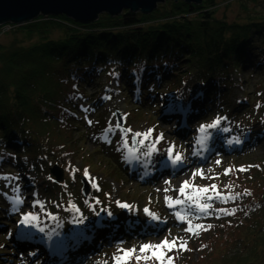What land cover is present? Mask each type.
Wrapping results in <instances>:
<instances>
[{
  "label": "trees",
  "instance_id": "obj_1",
  "mask_svg": "<svg viewBox=\"0 0 264 264\" xmlns=\"http://www.w3.org/2000/svg\"><path fill=\"white\" fill-rule=\"evenodd\" d=\"M240 1H237L239 8L243 17H247L244 22L230 23L225 15L216 16L221 5H227L226 1L202 0L200 5H194L168 0L147 15L129 11H123L117 17L101 14L96 21L87 25L60 15L38 17L34 22L13 27L22 30L30 44L28 47H18L16 44L20 41L17 40L9 45L0 43V201H5L6 215L10 217L12 210L23 208V204L16 201L25 200L20 184L33 189L31 207L38 214L41 211L34 202L38 195L46 197V200L56 196L64 198L69 195L72 185L82 187L80 176L83 173L79 169L74 170L71 157L74 153L67 149L74 143L72 130H65V126L68 127L71 122L80 121L77 112L87 99L85 90L79 85L81 83H94L100 87L103 84L99 79L110 80L116 76L125 82L126 90L132 92L133 101L141 105L145 101L151 103V97L154 100L159 98L164 108L168 107L170 97H178L176 92L187 86L188 91L180 92L187 112L191 111L192 117L204 113L201 116L205 118L207 113L215 110L206 122L220 118L214 132L221 142L230 135H234L231 140L238 143L243 140L248 129L243 130L242 123L250 117L252 110L258 109L261 114L259 124L264 127V95L253 100L247 111H244L247 106L245 102L233 104L229 100L232 84V88H235L234 75L247 67L253 72L264 70V16L253 9L264 0H248L252 2V8L246 6L245 2L240 4ZM238 17H242L241 14ZM55 29H59L57 37L52 35ZM34 36H41L39 39L42 40L32 42L30 37ZM191 77L197 82L195 87L188 84ZM160 86H164V89L169 87V92L157 93ZM104 90L102 88L101 93L82 107L87 121L102 102ZM242 111L244 113L240 114ZM98 115L85 127L100 128L102 123L96 121ZM206 122L202 121L201 124ZM196 136L198 138L199 135ZM226 143L224 147L229 150L231 147ZM160 149L151 154L162 156ZM123 151L125 154L120 170L127 175L141 173L139 161L143 168L147 159L138 157L137 160L132 151L128 154L125 149ZM237 153L241 154L242 151ZM56 165L65 170L64 181L60 184L54 183L50 176L52 166ZM240 165L232 161L227 165L231 170L229 175L206 176L205 183L198 186L202 188L215 184L222 195L235 197L240 194L237 199L227 203L213 199L217 204L211 203L214 208H210L207 215L198 213L187 200L185 206L194 217V224L203 221L202 225L206 227L209 224L204 220L216 223L225 217L232 222L233 215H226L220 210L231 212L234 209V215L250 218V225L236 234L230 231L225 241L214 231L207 237L210 230L205 227L202 231L197 229L200 254L189 264H264V159L251 166ZM242 168L245 171H239ZM31 174L35 177L31 178ZM229 185L232 187L226 188ZM90 188L87 198L81 189L73 190L77 192L75 201L78 202L73 206L71 204L68 210L59 206L62 218L59 216L52 228H48V241L54 235L60 241L62 236L65 238L63 249L68 250L69 260L81 258L86 251L81 246L77 258L70 254L72 249L68 233L73 228V234L79 235L81 229L78 230V227L91 226L93 229L87 232L90 234L87 236L100 237L117 231V238L110 239H118L124 233L141 230L149 224L141 219L140 213H126L116 204H108L96 188ZM207 195L215 196V192ZM47 203L48 207L52 206L49 201ZM17 216L21 218L19 213ZM39 219L38 223L42 225V216ZM155 228L156 224L151 223L150 229ZM219 229L223 227L212 228ZM33 237L38 241L34 252L41 251L42 237L39 238L37 233ZM77 239L81 243L84 241L77 237L72 239V243ZM218 241L224 243L214 246ZM32 242L26 246L34 245ZM232 247L235 251L230 255L228 249ZM43 264H62V260Z\"/></svg>",
  "mask_w": 264,
  "mask_h": 264
},
{
  "label": "rangeland",
  "instance_id": "obj_2",
  "mask_svg": "<svg viewBox=\"0 0 264 264\" xmlns=\"http://www.w3.org/2000/svg\"><path fill=\"white\" fill-rule=\"evenodd\" d=\"M216 1L218 3L222 1L227 2L226 6H224V4L221 5L216 14L217 17L225 15V18H227V21L230 23L239 21L244 22L247 20V17H243L244 14H242L239 8L238 0ZM243 2H245L246 6L252 8V2L241 0L240 4ZM263 2L264 1L259 2L253 9L264 16ZM240 14L242 17H238ZM13 27L18 26L10 24L0 26V43L9 45L11 41L17 40L20 42H17L16 46L28 47L30 41L26 40L24 37L25 34L22 30L18 31L17 28L14 29ZM55 30L56 31L52 33L53 37L59 35V29ZM39 37L41 36L30 37V39L32 42H37L42 40L39 39ZM184 63L186 64V61H184ZM234 76L236 77V80H234L235 88H232V84L229 100L233 104L245 102L247 106L244 111H247L253 100L264 95V70L261 72H253L251 68L247 67L246 70ZM97 80L98 79H96L95 83H97ZM99 80L103 86L97 87L94 83L79 84L83 87L87 95L84 104H87L97 93H101L102 88L105 89L102 95V102L90 115L89 120L87 121L82 114L83 112L81 109L84 106L83 104L77 112L80 121L75 120L73 123L71 122L68 127L65 126V130L69 128L72 130L70 131L72 136L71 139L74 143L71 148L68 147L67 149L72 150L74 153V155L71 156L75 164L74 170L79 169L80 173H83L80 176L82 187L80 185L79 187L72 185L73 187L71 186V188H69V195L64 198L56 196L53 199L46 200V197L38 195L34 198V202L40 209V214H38V212H33L31 207L34 197L32 192L33 189L26 187L25 184L19 185L24 193L25 197L23 198H25V200H16L19 201L20 204H23L22 209L19 211L12 210L10 217H8L6 215L7 209H5V201H0V264H33L34 259H37L39 263H41V261L44 263L57 259L53 254L58 252H53L52 249L49 250V248L52 247V242L54 246L55 241L53 239L47 241L46 238H48L50 231L48 228H52V225H54L55 220L58 219L59 216L62 218L61 206H64L68 210L71 204L73 206L74 203L78 202L75 201L78 198V195L75 196L77 192L73 190L77 191V189H81V193L83 192V195L87 198V193L89 189H91L90 187L93 189L96 188L97 192L99 191L100 196L104 197L108 204H116L126 213H140L139 216L141 219L149 224L141 230H132L129 234H123V232H121L123 235L122 237H118V239H110L117 238V231L111 232L108 236L105 235L100 237L95 235L87 236L90 235L87 234V232L93 229L91 226L86 225L85 228L78 227V230L81 229V235H74L73 228L68 233V239H71L69 245L71 247L70 249H72L70 254L77 258V254L81 252V246L85 247L86 251H84V255L81 258L70 260L68 259V250L65 251L66 255L64 259L62 258V264H115L114 257L123 256L120 251L121 249H136L135 255L143 256L139 262L133 258L129 261V264H159L155 257L151 255V251L142 254L139 249L145 244H159L165 238L169 240L180 238V242H187V250L174 249L171 252H167V257H170L171 260H166L165 264H189L194 262L200 254L198 252L200 249L198 243L199 230L197 231L195 225H202L203 221L194 224V217L187 211L189 208L185 206V203L170 207L168 200L176 201L178 199H185V197L181 196L179 193V189L185 181L198 188V186L200 187L202 185V182L203 184L205 183L206 176L216 177L217 175H224L225 170L228 169L227 165H230L232 161L241 163V165L247 164L251 166L264 159V127L259 124L261 114L257 111L258 109L252 110L253 112L251 111L250 117L242 123L243 130L248 129L245 131L243 140L238 143L236 142L237 140H231L234 135L228 134L231 137L227 138V140L224 138L223 143L219 140V135H216L214 132L216 127L208 128L204 133H201L199 129L200 125L206 126L216 121L217 117L210 123L206 122V119H208L207 117L214 113L215 110L210 114L207 113L205 118L201 116L204 113L192 117L191 111L187 112L185 103L181 101V96L183 95L180 94L183 90L188 91L186 85L184 89L176 92L178 97L176 95H173V99L170 97L167 104L168 107L164 108V104L159 98L154 100V97H151V103L145 101L141 105L133 101L132 92H128L125 82L122 79L119 80L116 76H113L110 80H106L105 78ZM189 81V86L195 87L197 85L193 77H191ZM168 88L169 87H165L164 89V86H160L157 93H168ZM260 90L262 91L259 92ZM143 92L146 93L145 90H143ZM244 111L240 114L244 113ZM96 115H98L96 121L102 123L100 128L97 129L96 126L86 128L85 124L94 120ZM202 121H205L207 124H201ZM90 125L93 124L90 123ZM117 125H119V127H117ZM107 129H111V131H107ZM127 129H131V132L126 131ZM149 130H151V135L143 146L139 143V140L142 138H136V143L133 144L134 133H147ZM91 133L93 135H91ZM197 134L199 135L198 138H196ZM124 137L128 139L127 148L124 147ZM216 140L220 142L216 143ZM225 143L227 146L230 145L229 147L231 148L229 150L224 147ZM153 145L155 151L161 148L160 151L162 150L163 152L162 156L158 157L155 154H149V147ZM118 148L119 151L117 150ZM124 149L126 154H128L131 149L137 160L138 157L147 159L145 161L144 158L142 159V161H144L143 168L141 161H139L141 173L134 172L132 173L133 175H127L126 172L120 170L123 166L122 157L125 154L123 151ZM170 149L173 150L171 157L169 155ZM239 150L242 151L241 154L237 153ZM194 151H196L195 156L193 154ZM177 154L182 157L180 162H174V157ZM217 161H220V163L217 164ZM56 166H52L50 176L53 178L54 183L60 184L64 181L65 170H63L64 168H56ZM60 169L63 172L62 176ZM143 170L145 172H143ZM85 172H87V176ZM199 172H203L204 178H201L198 174ZM194 173L197 174L194 176ZM32 177H35V175L31 174V178ZM185 193L193 197L197 195L192 187L185 189ZM47 201L51 203V207H48L49 203H47ZM212 202L216 204L217 202H208L211 208H214L213 204H211ZM100 203H102V201ZM125 204L128 207L121 206ZM18 213L19 216H21L20 219L17 216ZM178 213L180 214L179 216L177 215ZM25 216H34L37 219H30L31 223H33V227L29 229V233L18 235L17 228L23 225ZM41 216L43 219L42 225L38 223ZM232 218L234 219L232 222H229L226 217L220 219L216 223L213 222V220H204L207 225L209 224L206 227L204 226L206 229L210 230L207 233V237L214 231V233L220 234L221 239L225 241V237L228 238L230 236V231L232 234H236L238 230L247 227L251 223L250 218H242L236 215H233ZM59 221L60 220H58V222ZM174 221L176 224H174ZM151 223L156 224L155 229H150ZM189 223L193 225V231L196 233L195 235L185 230ZM218 227H223V229L212 230V228ZM202 230L203 228H201V231ZM82 231L84 232L82 233ZM35 233L39 234V238H43L41 239L42 250L37 253L39 254L37 257L34 255V249L29 248L31 246H26V244L33 240L32 244H38L37 239L33 237ZM226 233H228V236H226ZM74 236H76L75 238L81 237L84 240V244L78 239V241L73 244L72 239H75L73 238ZM215 237L218 238L219 236L215 235ZM61 239L64 240L59 241L63 249L65 238L62 236ZM87 241H93V244H88L89 242L87 243ZM224 241H218L214 246H221ZM46 244H49L46 246L48 250L45 249ZM48 251H50L48 256L55 257L53 260L45 256ZM234 251L235 249L233 247L228 249L230 255L233 254Z\"/></svg>",
  "mask_w": 264,
  "mask_h": 264
},
{
  "label": "water",
  "instance_id": "obj_3",
  "mask_svg": "<svg viewBox=\"0 0 264 264\" xmlns=\"http://www.w3.org/2000/svg\"><path fill=\"white\" fill-rule=\"evenodd\" d=\"M167 0H0V26H22L38 17L60 15L80 24H90L101 14L117 17L124 10L144 15L152 13ZM200 5L202 0H170ZM57 168V166H56ZM61 176L63 175L60 169ZM62 178V177H61ZM57 180V179H56ZM58 182V181H57Z\"/></svg>",
  "mask_w": 264,
  "mask_h": 264
},
{
  "label": "snow or ice",
  "instance_id": "obj_4",
  "mask_svg": "<svg viewBox=\"0 0 264 264\" xmlns=\"http://www.w3.org/2000/svg\"><path fill=\"white\" fill-rule=\"evenodd\" d=\"M220 123L219 119L217 121H215L214 123L210 124V125H206V126H201L200 128V132L204 133L206 132V130L208 128H215L218 124ZM117 127H119V125H117ZM109 131H111V129H109ZM126 131L131 132V129H127ZM151 135V130H149V132L147 133H134V139H133V144L136 143V138H142L139 140V143L141 144V146L144 145L145 141L148 140V138ZM124 141V147L127 148L128 147V139L126 137L123 138ZM158 142V141H157ZM131 151V149L129 150ZM155 151V147L154 145L149 147V154H151V152ZM172 149L169 150V155L171 157L172 154ZM182 160V157L177 154L174 157V162H180ZM220 161H217V164H219ZM239 171H245V169H239ZM231 172L230 169H226L224 172V175H229ZM197 173H194V176ZM201 178H204L203 172H199L198 173ZM85 175L87 176V172H85ZM192 187L193 191L197 193L196 197H193L191 195H186L185 193V189ZM232 186H226V188H231ZM209 192H215V196L213 195H207ZM179 193L181 196H184L185 199L184 200H176V201H171L168 200L169 206L172 207L176 204H183L185 203V200H187L188 202H190V206L195 207L196 211L198 213H202L207 215L211 205L208 203L209 201H212L213 199L219 200L223 203H227L229 200H235L238 198V196L240 194H237V196H231V195H222L220 193V191L218 190L217 185L212 184L210 186L207 187H202V188H196L194 185H190L187 181L184 182V184L181 186V188L179 189ZM203 194V195H202ZM167 199V198H166ZM122 207H128L126 204L125 205H121ZM220 211L224 212V214L226 215H234L235 214V210L233 209L231 212H227L224 209H221ZM178 216L180 215L179 213L177 214ZM35 220L37 219L34 216H25V222H29V220ZM196 229H201L204 228L203 225L200 224H196L195 225ZM188 233L195 235L196 233L193 231V225L191 223L188 224L187 228L185 229ZM187 242H180V238H174L172 240H169L167 238H165L163 241H161V243L156 244V245H151V244H145L142 245L139 249L140 253H148L149 251H151V255L153 257H155V259L159 262V264H165L166 260H171L170 257H167V252H171L174 249L175 250H187ZM166 250V251H165ZM123 254V256H116L114 257L115 260V264H129V261L132 260L133 258L136 259L137 262H139L143 256H136V249H128V250H120Z\"/></svg>",
  "mask_w": 264,
  "mask_h": 264
},
{
  "label": "bare ground",
  "instance_id": "obj_5",
  "mask_svg": "<svg viewBox=\"0 0 264 264\" xmlns=\"http://www.w3.org/2000/svg\"><path fill=\"white\" fill-rule=\"evenodd\" d=\"M175 117V116H174ZM176 117H177V115H176ZM176 117H175V119H176ZM33 227V223H31V221L29 220V222H25V220L23 221V225H21V226H19L18 228H17V233H18V235H23V234H27V233H29V229L30 228H32ZM41 239H43V238H41ZM41 239H40V242H41ZM47 239V241H48V238H46ZM53 240L55 241V243H54V246H53V242H52V247H50L49 248V250L50 249H52L53 250V252H58V253H54V254H56V256L55 257H57V259H55V260H53L55 257H50V256H48V253H50V251H48L47 252V254L45 255L46 257H49L50 258V260H53V261H57V260H62V258L64 259L65 258V250L64 249H62L61 248V243L59 242L60 241V239L57 237V236H53ZM92 240H94V239H92ZM89 241H87V243H88ZM93 242V241H92ZM92 242H89L88 244H91ZM93 244V243H92ZM47 245H49V244H46L45 245V249H47L48 247H46ZM37 246V244H34V246H31V247H29V248H32V249H35V247ZM40 248H42V247H40ZM48 250V249H47ZM40 251H35V253H34V255H35V257H37V255L39 256V254H37V253H39ZM52 252V251H51ZM63 252V253H62ZM60 256V257H59ZM33 264H43V262L41 261V263H39V261L37 260V259H34L33 260Z\"/></svg>",
  "mask_w": 264,
  "mask_h": 264
}]
</instances>
